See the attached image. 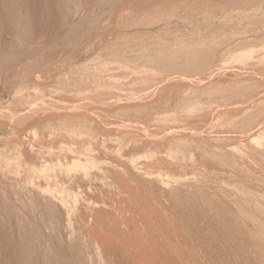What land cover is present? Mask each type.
Here are the masks:
<instances>
[{
  "label": "rangeland",
  "instance_id": "obj_1",
  "mask_svg": "<svg viewBox=\"0 0 264 264\" xmlns=\"http://www.w3.org/2000/svg\"><path fill=\"white\" fill-rule=\"evenodd\" d=\"M0 264H264V0H0Z\"/></svg>",
  "mask_w": 264,
  "mask_h": 264
}]
</instances>
